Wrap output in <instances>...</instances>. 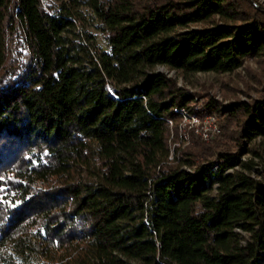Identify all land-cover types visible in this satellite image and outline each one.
I'll return each mask as SVG.
<instances>
[{
    "label": "trees",
    "instance_id": "trees-1",
    "mask_svg": "<svg viewBox=\"0 0 264 264\" xmlns=\"http://www.w3.org/2000/svg\"><path fill=\"white\" fill-rule=\"evenodd\" d=\"M247 60L264 74L250 0H0V264H264V171L239 158L264 145V89L194 110L155 71ZM182 112L220 141L172 153Z\"/></svg>",
    "mask_w": 264,
    "mask_h": 264
},
{
    "label": "rangeland",
    "instance_id": "rangeland-1",
    "mask_svg": "<svg viewBox=\"0 0 264 264\" xmlns=\"http://www.w3.org/2000/svg\"><path fill=\"white\" fill-rule=\"evenodd\" d=\"M250 1L256 9L264 10V0ZM191 28H200V25H193ZM89 32H91V30H89ZM155 71L174 79L177 87L194 95L196 99L194 103L191 104L194 110L203 106L205 100H207V96L213 97L222 105L237 101L252 102L261 96V92L264 89V74L260 66L254 60H247L241 68L231 74L206 72L188 76L186 79H183L175 71H169L164 67L158 66L155 68ZM192 114L195 113L193 112ZM195 117L198 119V123H194L192 120L180 116L176 128L171 132L170 150L172 153L175 152V149L182 151L191 147L193 139H198L211 146L220 141V134L217 136L212 135L211 129H208L209 127L206 125V118L214 117L216 126L221 129V119L217 115L206 113L202 116L196 115ZM170 125L172 126V124ZM206 128L208 130L206 133L211 135L209 139L203 136V132L204 130L206 131ZM246 148H252L259 156L254 157L250 153H245ZM239 158L241 162H247L252 159L254 164H256L253 169L248 172L251 177L258 178L264 171V145H262L258 139L250 145L244 143ZM187 170L193 171L194 169Z\"/></svg>",
    "mask_w": 264,
    "mask_h": 264
},
{
    "label": "built area",
    "instance_id": "built-area-1",
    "mask_svg": "<svg viewBox=\"0 0 264 264\" xmlns=\"http://www.w3.org/2000/svg\"><path fill=\"white\" fill-rule=\"evenodd\" d=\"M182 117L187 118L188 120H192L194 123H198V119L195 116H190V115L186 114L185 112H182ZM214 119H215L214 117L206 118V123H207L206 125H208V127H209L208 129H211L212 135L217 136L220 134L221 131L216 126ZM207 131L208 130L206 128V131L204 130V132H203V136H204V138L209 139V137H211V135L206 133Z\"/></svg>",
    "mask_w": 264,
    "mask_h": 264
}]
</instances>
